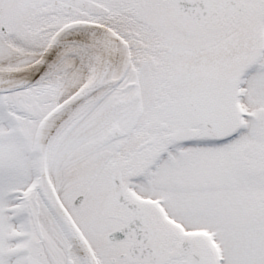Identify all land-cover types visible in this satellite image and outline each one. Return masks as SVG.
<instances>
[{"label": "snow or ice", "instance_id": "snow-or-ice-1", "mask_svg": "<svg viewBox=\"0 0 264 264\" xmlns=\"http://www.w3.org/2000/svg\"><path fill=\"white\" fill-rule=\"evenodd\" d=\"M0 264H264V0H0Z\"/></svg>", "mask_w": 264, "mask_h": 264}]
</instances>
